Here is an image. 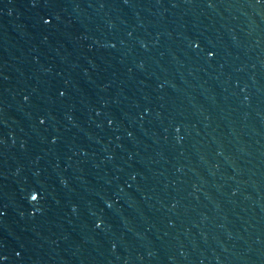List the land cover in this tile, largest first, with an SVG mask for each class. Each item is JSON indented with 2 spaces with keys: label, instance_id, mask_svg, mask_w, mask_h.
I'll return each instance as SVG.
<instances>
[{
  "label": "water",
  "instance_id": "95a60500",
  "mask_svg": "<svg viewBox=\"0 0 264 264\" xmlns=\"http://www.w3.org/2000/svg\"><path fill=\"white\" fill-rule=\"evenodd\" d=\"M0 264H264V0H0Z\"/></svg>",
  "mask_w": 264,
  "mask_h": 264
}]
</instances>
